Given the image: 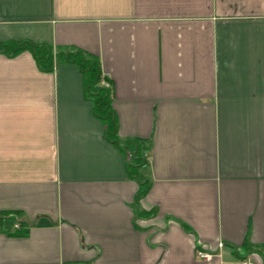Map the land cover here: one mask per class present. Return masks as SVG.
<instances>
[{"label": "crops", "instance_id": "1", "mask_svg": "<svg viewBox=\"0 0 264 264\" xmlns=\"http://www.w3.org/2000/svg\"><path fill=\"white\" fill-rule=\"evenodd\" d=\"M9 41L98 57L149 191L75 65L0 53V264H264V0H0Z\"/></svg>", "mask_w": 264, "mask_h": 264}, {"label": "trees", "instance_id": "2", "mask_svg": "<svg viewBox=\"0 0 264 264\" xmlns=\"http://www.w3.org/2000/svg\"><path fill=\"white\" fill-rule=\"evenodd\" d=\"M24 51L32 55L36 66L42 72L51 73L63 63H70L78 68L84 79V96L92 105L94 117L100 120L105 127L104 137L125 153L128 158V176L140 183V190L136 195V201L139 202L149 191V183L142 174V170L148 167L146 159L148 145L146 141L140 139L120 141L117 119L112 107L111 83L107 77L102 75L98 57L81 50L54 48L49 44H35L30 41L0 43V53L8 57H15ZM102 81L108 87L101 85Z\"/></svg>", "mask_w": 264, "mask_h": 264}, {"label": "built area", "instance_id": "3", "mask_svg": "<svg viewBox=\"0 0 264 264\" xmlns=\"http://www.w3.org/2000/svg\"><path fill=\"white\" fill-rule=\"evenodd\" d=\"M101 85H103L104 87H108V85L102 81ZM14 229H18L19 228V224H14ZM224 247V245L222 243L218 244V249H222ZM196 257L204 262H210L214 259L215 255L213 253H209V252H202V251H197L196 252ZM241 264H253L252 262H250L249 259H246L244 261L241 262Z\"/></svg>", "mask_w": 264, "mask_h": 264}, {"label": "rangeland", "instance_id": "4", "mask_svg": "<svg viewBox=\"0 0 264 264\" xmlns=\"http://www.w3.org/2000/svg\"><path fill=\"white\" fill-rule=\"evenodd\" d=\"M145 170H146V169H143V170H142L143 178H145V177H146V176H145V175H146V173H144V171H145ZM144 174H145V175H144Z\"/></svg>", "mask_w": 264, "mask_h": 264}]
</instances>
